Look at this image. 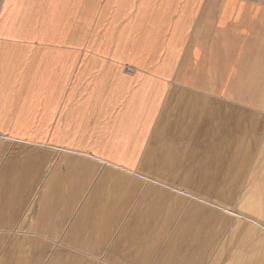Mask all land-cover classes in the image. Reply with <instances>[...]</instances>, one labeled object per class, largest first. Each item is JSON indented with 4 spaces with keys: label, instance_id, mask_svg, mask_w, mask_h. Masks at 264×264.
Masks as SVG:
<instances>
[{
    "label": "crops",
    "instance_id": "obj_1",
    "mask_svg": "<svg viewBox=\"0 0 264 264\" xmlns=\"http://www.w3.org/2000/svg\"><path fill=\"white\" fill-rule=\"evenodd\" d=\"M0 132L242 187L264 169V0H3Z\"/></svg>",
    "mask_w": 264,
    "mask_h": 264
},
{
    "label": "rangeland",
    "instance_id": "obj_2",
    "mask_svg": "<svg viewBox=\"0 0 264 264\" xmlns=\"http://www.w3.org/2000/svg\"><path fill=\"white\" fill-rule=\"evenodd\" d=\"M249 173L202 194L0 132V264H264V169Z\"/></svg>",
    "mask_w": 264,
    "mask_h": 264
}]
</instances>
